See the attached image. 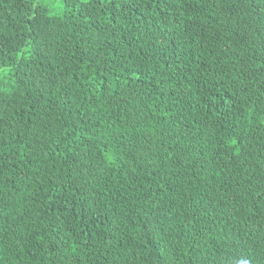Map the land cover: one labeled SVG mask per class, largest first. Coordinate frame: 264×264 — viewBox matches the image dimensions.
Returning a JSON list of instances; mask_svg holds the SVG:
<instances>
[{
    "label": "trees",
    "instance_id": "16d2710c",
    "mask_svg": "<svg viewBox=\"0 0 264 264\" xmlns=\"http://www.w3.org/2000/svg\"><path fill=\"white\" fill-rule=\"evenodd\" d=\"M0 264H264V0H0Z\"/></svg>",
    "mask_w": 264,
    "mask_h": 264
},
{
    "label": "rangeland",
    "instance_id": "374dc122",
    "mask_svg": "<svg viewBox=\"0 0 264 264\" xmlns=\"http://www.w3.org/2000/svg\"><path fill=\"white\" fill-rule=\"evenodd\" d=\"M56 2V1H55Z\"/></svg>",
    "mask_w": 264,
    "mask_h": 264
}]
</instances>
